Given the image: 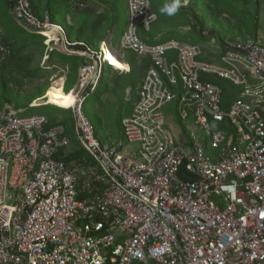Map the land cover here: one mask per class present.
<instances>
[{
  "label": "built area",
  "instance_id": "obj_1",
  "mask_svg": "<svg viewBox=\"0 0 264 264\" xmlns=\"http://www.w3.org/2000/svg\"><path fill=\"white\" fill-rule=\"evenodd\" d=\"M11 15L48 48L50 29L61 42L55 50L83 59L70 110L91 157L80 160L79 178L58 158L71 142L64 124L0 108V264H264L261 40L148 43L139 30L157 19L151 2L128 0L119 47L150 65L118 140L106 144L82 106L111 67L104 47L121 59L117 46L71 42L28 0H14ZM9 55L0 44V63ZM215 80L238 91L233 101ZM177 118L185 133L177 126L173 135ZM224 121L229 134L212 125Z\"/></svg>",
  "mask_w": 264,
  "mask_h": 264
},
{
  "label": "trees",
  "instance_id": "obj_2",
  "mask_svg": "<svg viewBox=\"0 0 264 264\" xmlns=\"http://www.w3.org/2000/svg\"><path fill=\"white\" fill-rule=\"evenodd\" d=\"M28 1L30 3L32 12L39 19L44 20L46 17H48L51 23L59 24L64 27L67 33V37L71 42H85L94 49H98L101 42L109 40L113 45L119 47L120 38L123 36L128 24V0ZM150 2L152 12L156 14L157 19L150 25L148 30L144 29L143 27H141L139 30L142 38H144V40H146L148 43L164 42L170 39L184 41L183 37L178 35L177 33H165V31L167 30H175L180 26H188L189 31H192V34H198L200 36H203V30H207V37L202 38L205 44L211 39V37H216L219 41H223L224 39H226L219 34V30L207 29L203 16L198 15L197 11H195L194 9L195 7L201 5L205 7L210 13V17L215 24L218 23V17L214 15L215 13L223 14L226 11L239 13L241 16V20L236 23L237 26L236 28H234L238 31L237 34L242 35V33L246 31L251 38L257 39L256 34L260 26L258 17L260 13L261 0H182V7L175 15L172 16L163 15L160 12V9L165 4L166 0H150ZM184 2H187V4L184 5ZM13 5L14 0H0V44L7 46L10 50V55L8 56L6 61L0 63V73L2 71L6 72L11 62H18V66L20 67V69L28 76L32 74L31 71H28L29 67L31 66V62L33 61L32 55H34L35 51H40L41 55H45L44 52L47 49V45L44 42L45 37L37 33L30 34L29 36H22V30L19 28L20 25L11 15V8ZM186 17H189V19H186ZM233 33L235 32L233 31ZM47 37L49 38L51 36L47 35ZM230 37L233 38L234 35ZM48 43L50 44V46L52 44L58 45V42L53 40L49 41ZM75 48L82 47L75 45ZM25 49H28V51H24ZM21 52L26 54L21 57ZM45 56L47 62L57 61L64 67V69H68L66 81L63 86V96L56 97V94L52 95L53 98L67 97L68 95H70V91L73 89V85L70 86V84L73 81L76 73L78 74V69L80 66H82L83 59L77 56L63 55L62 53L54 49L49 51ZM124 59L125 63L129 67L127 69L128 71L126 70L124 75L128 80L132 78V73L135 70L136 60L138 63H140L143 75L147 67L150 65V61L148 59H139L129 50L125 51ZM109 65L112 67L110 63ZM137 80L138 79L133 80L132 84L138 91V87L141 83L142 78L139 82ZM216 81L218 85L223 87L224 93H229L226 98L223 95V98L226 99V103L228 104L233 101V99L237 96L238 91L235 90L233 86L228 82L215 80V82ZM8 82L9 81L7 79H3L0 77V108L5 106L7 103H12L14 108L16 109H19L21 107L25 108L26 112L19 114L24 116L37 107H50L52 109H56L59 112H69L70 117L71 110L68 108H62L49 104L31 107V104L34 100H37L44 96L47 88L50 89L52 87H57L58 84L51 85L48 81L44 87H36L34 89V92H32L30 95H27L23 100H20L18 97L12 94H8ZM107 87V83L103 81L102 75L95 91L97 102L101 100V97L106 92ZM136 99L137 92L133 104L131 103L130 109L125 115L121 114V105L119 107L120 111L117 112L118 114H114L113 117H115L117 125L116 128L119 132L118 134L121 133L122 119L126 115H129L131 113ZM84 104L82 106V110L86 115ZM64 114L66 115L67 113ZM49 118L51 119L52 124L61 122L67 127V130L70 125H72L73 127L72 118L70 117V120L68 118V115H66V117L61 121H58L56 117ZM91 122L95 128L96 134H98V129L101 126V118L99 117L98 113H96V120ZM177 123L181 127V130L185 133V125L182 124L178 118ZM212 125L214 129L221 130L222 132L227 134L233 131V128L227 121L212 122ZM83 153L84 151H82L81 149L77 150L75 153L64 156V153L62 151L58 158L64 160L67 164H70V161L73 159H81L83 157Z\"/></svg>",
  "mask_w": 264,
  "mask_h": 264
},
{
  "label": "rangeland",
  "instance_id": "obj_3",
  "mask_svg": "<svg viewBox=\"0 0 264 264\" xmlns=\"http://www.w3.org/2000/svg\"><path fill=\"white\" fill-rule=\"evenodd\" d=\"M191 3V2H190ZM189 3V4H190ZM187 2H184V5H186ZM242 7V6H240ZM246 8V7H245ZM244 8V9H245ZM195 11H197L198 15L203 16V19L205 20V24L207 29H216L220 31V35L224 38H231L230 36H233V38H246L250 37L246 31L242 33V35H238V31L235 30L237 26V22L241 20V16L239 13H233L231 12H224L223 14L213 13L216 17H218V23H214L212 18L210 17V13L207 11L205 7L198 6L194 8ZM245 16V15H243ZM189 19V17H186V19ZM12 21V20H11ZM259 21V29L257 30L256 38L261 40L264 44V0H261L260 4V13L258 17ZM17 22V21H16ZM18 23V22H17ZM15 24V22H14ZM19 24V23H18ZM19 28L22 30V36H29L30 34H36L27 31L22 26ZM235 33H233V31ZM171 31V32H170ZM165 33H177L178 35L183 37V40L186 42H193L197 44H204L203 37L198 34H192V31H189L188 26H180L175 30H167ZM45 35L48 34V32L44 33ZM47 36V35H46ZM52 37V36H51ZM49 37V41H52L53 38ZM251 38V37H250ZM207 45V44H205ZM52 48V49H51ZM54 48H61V46L51 45V47H47L45 50V55L48 54L49 51L53 50ZM118 50V54L122 55L121 59L124 61L125 59V51H123L120 47H116ZM55 50V49H54ZM24 51H28V49H25ZM57 51V49H56ZM26 53L21 52V57H23ZM41 55L40 51H35L33 56V61L31 62V66L29 67L28 71H31V75H26L18 66V62H11L10 66H8L6 72H1L0 77L3 79H7L9 82L8 84V94L14 95L18 97L20 100H23L27 95H30L32 92H34V89L36 87H44L46 83L49 81L51 85L58 84L57 87L53 88H59V95L63 96V89L62 86H64V83L66 81L68 69L65 68L58 63L57 61L47 62L46 56ZM112 60V59H111ZM125 62V61H124ZM113 64V63H112ZM114 65V64H113ZM113 68L105 65L104 71H103V81L107 83V90L102 95L101 100L97 102L96 93L93 92L89 94L87 97V100L84 104V110L86 112V116L91 120H96V113H98L99 117L101 118V126L98 129L97 136L106 144H112L116 142L119 138L117 125L115 121L114 114H118L117 112L120 111L119 107L121 105V114L125 115L131 106V103L133 104V101L136 96V87L133 86L132 82L135 79H138L139 82L142 78L143 71L140 67V63L136 60L135 70L132 73V78L130 80L127 79L125 75V72H121L119 68L116 67V65L112 66ZM77 73L73 78V81L71 82L70 86L73 85V88L75 84L77 83ZM74 83V84H72ZM61 86V87H60ZM53 88L50 90L53 91ZM49 89L45 91V94L42 98H39L37 100H34L31 104V107H37L49 103V98L52 97V93L48 94V99L46 97V93ZM49 93V92H48ZM53 93H55L53 91ZM70 94H73L70 92ZM229 95V93H224V97L226 98ZM69 97V96H68ZM71 99L68 103V107H71ZM54 105L53 103H50ZM6 105H9L11 109L16 111L17 113H24L25 108L21 107L19 109L14 108L12 103H7ZM58 106V105H55ZM61 107V106H58ZM31 110V109H30ZM37 113H43L48 115L49 117H56L58 121L63 120L66 115L69 117V112L64 111H57L56 109H52L50 107H37L34 110H32L30 113H27L24 116L31 115V114H37ZM64 113H67L66 115ZM71 120V119H70ZM115 121V124H114ZM172 127L169 125V128H171L173 135H178L176 132L178 131L177 126L178 123L176 121L172 120L171 122ZM68 134L71 137V142L69 147H67L64 151L69 152L71 149H77L81 150L80 144L77 142V137L74 134L72 125L68 128ZM70 149V150H69ZM83 151V150H82ZM85 156L90 158L91 156L87 153H83ZM76 168V166H74Z\"/></svg>",
  "mask_w": 264,
  "mask_h": 264
},
{
  "label": "bare ground",
  "instance_id": "obj_4",
  "mask_svg": "<svg viewBox=\"0 0 264 264\" xmlns=\"http://www.w3.org/2000/svg\"><path fill=\"white\" fill-rule=\"evenodd\" d=\"M48 30L49 31H46V32H48V34H46V35L52 36L51 38H53V41H57L58 45H59L61 42L57 38L56 33L54 31L50 30V29H48ZM58 45H56V46H58ZM104 52H105V61H109V63L112 66L116 65V67L117 68H121L120 70H122V71H126L129 68L128 65L124 61H122L121 59L117 58L110 50H107L105 47H104ZM113 61H115V63ZM62 89H63V86H62ZM49 90H48V92H49ZM53 91L56 93V95H57L56 97L60 96L59 95V91H60L59 88H53ZM68 96L67 97H63V98H61V97L60 98H53L52 97V98L49 99V101H48L49 103H46V104L52 105L50 103H53L54 105L61 106L62 108L70 109L75 104V97H74V94H70ZM70 96H72L71 107H68V103L70 102ZM47 99H48V93H47Z\"/></svg>",
  "mask_w": 264,
  "mask_h": 264
},
{
  "label": "clouds",
  "instance_id": "obj_5",
  "mask_svg": "<svg viewBox=\"0 0 264 264\" xmlns=\"http://www.w3.org/2000/svg\"><path fill=\"white\" fill-rule=\"evenodd\" d=\"M181 7L182 0H166L165 4L160 9V12L163 15L172 16L175 15Z\"/></svg>",
  "mask_w": 264,
  "mask_h": 264
},
{
  "label": "crops",
  "instance_id": "obj_6",
  "mask_svg": "<svg viewBox=\"0 0 264 264\" xmlns=\"http://www.w3.org/2000/svg\"><path fill=\"white\" fill-rule=\"evenodd\" d=\"M206 37H207V35H206ZM208 43V42H207ZM206 43V44H207ZM205 44V43H204ZM58 46H61V43L58 45ZM60 49V48H59ZM119 69H121V68H119ZM53 88V87H52ZM50 93H52V94H56V93H53V91H51V90H49V93L48 94H50ZM70 97H72V96H70ZM50 99V98H49ZM70 150V149H69ZM77 151V149H71L69 152H65V151H63V153H64V156L65 155H70V154H72V153H75ZM87 156H85L84 154H83V157L82 158H86ZM81 158V159H82ZM81 159H73V160H71L70 161V166L72 167V168H74V166H76V172H77V175L79 176V178L81 177L82 179H83V177H82V174H83V165L80 163L81 161Z\"/></svg>",
  "mask_w": 264,
  "mask_h": 264
},
{
  "label": "snow or ice",
  "instance_id": "obj_7",
  "mask_svg": "<svg viewBox=\"0 0 264 264\" xmlns=\"http://www.w3.org/2000/svg\"><path fill=\"white\" fill-rule=\"evenodd\" d=\"M115 63V61H113Z\"/></svg>",
  "mask_w": 264,
  "mask_h": 264
}]
</instances>
